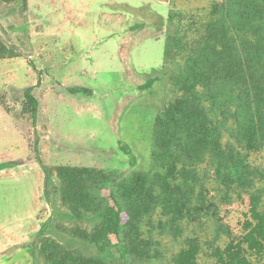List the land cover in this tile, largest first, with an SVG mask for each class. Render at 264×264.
<instances>
[{"label": "rangeland", "instance_id": "rangeland-1", "mask_svg": "<svg viewBox=\"0 0 264 264\" xmlns=\"http://www.w3.org/2000/svg\"><path fill=\"white\" fill-rule=\"evenodd\" d=\"M213 2L222 0H172L168 6L151 0L0 2V36L16 55L0 60V249L10 247L0 253V264H48L31 246L42 230L45 238L79 254H97L72 239V231L90 233L99 220L73 218L61 201L54 170L87 167L114 179L127 177L132 167L121 142L137 157V170L151 173L155 119L176 94L166 80L150 90L143 86L162 76L168 36L179 29L187 44L194 41ZM76 63L80 79L69 82L65 77H71ZM179 64L178 59L171 68ZM28 88L39 102L36 122L22 117ZM39 159L52 171L48 185ZM250 162L255 189L242 197L232 193L227 201L208 177V200L217 215L183 223L180 237L162 234L147 222L144 233L149 240L154 237L155 257L143 264H173L191 237L201 242L199 262L215 264L212 244L224 249L242 237L248 193L260 196L264 209V148ZM200 172L205 177L206 166ZM95 195L108 196L107 187ZM105 259L112 264L110 254Z\"/></svg>", "mask_w": 264, "mask_h": 264}, {"label": "trees", "instance_id": "trees-1", "mask_svg": "<svg viewBox=\"0 0 264 264\" xmlns=\"http://www.w3.org/2000/svg\"><path fill=\"white\" fill-rule=\"evenodd\" d=\"M174 19L169 16L172 23ZM202 30L190 44L179 29L168 36L164 72L143 86L150 90L166 80L176 94L155 119L151 173L137 170V157L121 142L132 167L127 177L114 179L87 167L55 168L61 201L73 218L99 220L90 233L72 231V239L97 254H79L45 238L42 230L31 246L48 264H108L109 254L112 264H143L155 257L154 237L149 240L144 233L147 222L178 238L183 223L217 215L216 205L208 200V177L227 201L232 193L242 197L248 188L255 189L250 157L264 148V0L213 2ZM15 57L0 36V60ZM178 59L175 70L171 63ZM25 94L22 117L32 116L36 122L39 102L33 88ZM38 162L48 185L52 171ZM201 166H206L205 177ZM103 186L109 195H95ZM248 195L242 237L224 249L212 244L215 264H264V209L260 196ZM200 243L196 237L187 239L173 264H201Z\"/></svg>", "mask_w": 264, "mask_h": 264}, {"label": "crops", "instance_id": "crops-1", "mask_svg": "<svg viewBox=\"0 0 264 264\" xmlns=\"http://www.w3.org/2000/svg\"><path fill=\"white\" fill-rule=\"evenodd\" d=\"M151 1H156V2H159L162 5L168 6V5H170V3H171L172 0H151ZM77 67L78 66H77V63H76V65L72 69H70V71H69V75H71V77H69V78L65 77V79H67L69 82L71 80L70 78H74V79H77V80L80 79V77H79V75L77 73V71H78V68ZM84 72L86 74L88 71H84ZM82 74H84V73H82ZM0 111H1V109H0ZM14 245H17V243H15ZM9 248L10 247H8V245L2 246L1 249H0V251H1L0 253H2L3 251H5L6 249H9Z\"/></svg>", "mask_w": 264, "mask_h": 264}]
</instances>
